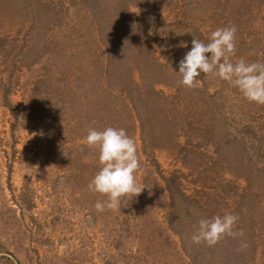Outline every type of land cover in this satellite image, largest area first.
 <instances>
[{
	"label": "rangeland",
	"instance_id": "374dc122",
	"mask_svg": "<svg viewBox=\"0 0 264 264\" xmlns=\"http://www.w3.org/2000/svg\"><path fill=\"white\" fill-rule=\"evenodd\" d=\"M230 25L231 59L264 62V0H0V264H264V105L178 84L193 36ZM109 126L146 187L97 212L85 138ZM225 211L248 212V249L193 244Z\"/></svg>",
	"mask_w": 264,
	"mask_h": 264
},
{
	"label": "clouds",
	"instance_id": "9594fccd",
	"mask_svg": "<svg viewBox=\"0 0 264 264\" xmlns=\"http://www.w3.org/2000/svg\"><path fill=\"white\" fill-rule=\"evenodd\" d=\"M236 33V26L230 25L212 31L207 42L193 36L191 50L179 62L181 79L178 84L192 89L198 86L201 74L211 75L237 88L249 102L264 105V62L231 59L236 54ZM180 46L187 47V44ZM85 143L98 149L100 167L87 185L89 192L106 197L96 201L97 212L120 210L124 198L132 200L142 194L146 186L139 185L136 180L141 166L137 144L125 129L89 127ZM238 221L239 214L231 211L201 218L191 241L212 248L225 238L239 239L237 250L243 252L249 244L241 239L244 230L238 227Z\"/></svg>",
	"mask_w": 264,
	"mask_h": 264
},
{
	"label": "trees",
	"instance_id": "16d2710c",
	"mask_svg": "<svg viewBox=\"0 0 264 264\" xmlns=\"http://www.w3.org/2000/svg\"><path fill=\"white\" fill-rule=\"evenodd\" d=\"M87 71V70H86ZM62 89V88H61ZM60 89V90H61ZM65 89V88H64ZM33 106V105H32ZM35 110V109H33ZM46 110V109H45ZM47 111V110H46ZM50 115V113H49ZM32 116H34V119L38 120L39 122H45L46 121V116L43 113V107L40 108L38 111L34 112L32 114ZM248 196V195H247ZM241 203H243L241 200L238 201V205H240ZM236 214H239V221H238V227L242 228L244 231L247 228V223H248V219H249V214L248 212H244V213H239V212H235ZM254 221V220H253ZM252 228V227H251ZM254 231L252 232L253 235H257L258 229H253ZM253 240V239H252Z\"/></svg>",
	"mask_w": 264,
	"mask_h": 264
}]
</instances>
